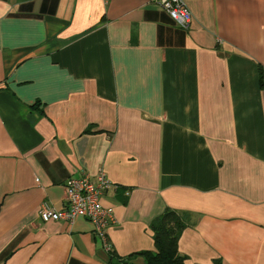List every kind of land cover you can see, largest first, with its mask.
Instances as JSON below:
<instances>
[{
  "label": "crops",
  "instance_id": "obj_1",
  "mask_svg": "<svg viewBox=\"0 0 264 264\" xmlns=\"http://www.w3.org/2000/svg\"><path fill=\"white\" fill-rule=\"evenodd\" d=\"M0 0V264H148L177 212L187 264H264V0ZM114 188L43 222L70 178Z\"/></svg>",
  "mask_w": 264,
  "mask_h": 264
},
{
  "label": "built area",
  "instance_id": "obj_2",
  "mask_svg": "<svg viewBox=\"0 0 264 264\" xmlns=\"http://www.w3.org/2000/svg\"><path fill=\"white\" fill-rule=\"evenodd\" d=\"M165 11L171 20L184 30L192 23V13L187 0H153ZM114 188L105 173L100 171L97 178H70L65 184V206L56 210L46 204L41 210L43 222L64 221L73 223L78 218L87 219L94 228V234L103 244L106 252L111 254L113 246L109 240V227L115 223L113 210L103 206L105 193Z\"/></svg>",
  "mask_w": 264,
  "mask_h": 264
},
{
  "label": "trees",
  "instance_id": "obj_3",
  "mask_svg": "<svg viewBox=\"0 0 264 264\" xmlns=\"http://www.w3.org/2000/svg\"><path fill=\"white\" fill-rule=\"evenodd\" d=\"M156 253L142 252L148 264H187L186 257L179 253L178 243L186 224L180 215L172 210H167L162 216L151 224ZM213 264H223L222 260H216Z\"/></svg>",
  "mask_w": 264,
  "mask_h": 264
}]
</instances>
